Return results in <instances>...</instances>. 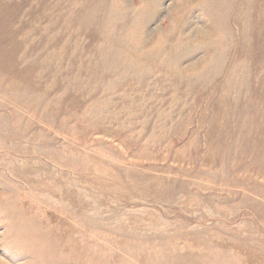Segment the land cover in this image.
I'll list each match as a JSON object with an SVG mask.
<instances>
[{
	"label": "rangeland",
	"instance_id": "rangeland-1",
	"mask_svg": "<svg viewBox=\"0 0 264 264\" xmlns=\"http://www.w3.org/2000/svg\"><path fill=\"white\" fill-rule=\"evenodd\" d=\"M0 264H264V0H0Z\"/></svg>",
	"mask_w": 264,
	"mask_h": 264
}]
</instances>
